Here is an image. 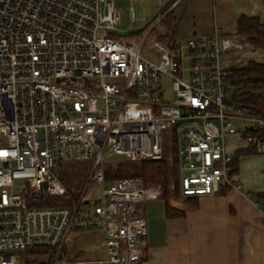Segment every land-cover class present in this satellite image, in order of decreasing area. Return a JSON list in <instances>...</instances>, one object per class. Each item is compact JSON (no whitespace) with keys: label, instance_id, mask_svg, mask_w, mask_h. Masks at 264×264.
I'll return each instance as SVG.
<instances>
[{"label":"built area","instance_id":"built-area-1","mask_svg":"<svg viewBox=\"0 0 264 264\" xmlns=\"http://www.w3.org/2000/svg\"><path fill=\"white\" fill-rule=\"evenodd\" d=\"M116 1L0 0V264L36 247L46 264H150L143 203L164 189L108 181L111 157L174 161L177 204L240 187L229 142L264 153V137L248 130H263L264 116L231 99L222 65L244 49L240 35L171 43L156 26L183 0L139 27L133 0L126 27ZM80 159L93 161L88 183L101 194L70 202L59 168ZM97 232L95 254L80 255L77 238Z\"/></svg>","mask_w":264,"mask_h":264},{"label":"crops","instance_id":"crops-1","mask_svg":"<svg viewBox=\"0 0 264 264\" xmlns=\"http://www.w3.org/2000/svg\"><path fill=\"white\" fill-rule=\"evenodd\" d=\"M173 1L160 3L159 9ZM173 15L175 40L219 29L233 34L238 33L242 17L264 22V0H183ZM244 147L229 149L234 154ZM239 156L233 179L240 187L224 185L214 195L172 203L185 211L182 216H167L162 198L143 203L148 231L144 245L150 264H264V198L259 197L264 194V153ZM101 239L100 232L83 234L76 246L82 256L93 255ZM85 247L92 250L86 252ZM99 251L103 254L102 248Z\"/></svg>","mask_w":264,"mask_h":264},{"label":"trees","instance_id":"trees-1","mask_svg":"<svg viewBox=\"0 0 264 264\" xmlns=\"http://www.w3.org/2000/svg\"><path fill=\"white\" fill-rule=\"evenodd\" d=\"M166 5L163 9H166ZM173 9L163 18L165 26L164 38L174 43ZM238 34L241 39L250 42L258 48H264V22L257 17H242L238 20ZM228 80L233 85L232 97L234 102L241 106L248 113L264 116V62L249 59L244 66L236 67L229 72ZM252 134L264 137V129H254ZM256 152L253 145L239 148L232 154V173H235L238 158L241 154ZM105 175L107 180L124 179L125 177H141L146 185L161 184L164 189L162 199L166 201V215L182 216L184 210H179L170 201L179 195L178 174L175 162L168 158L160 161L133 162L130 160L109 161L106 165ZM61 176V174H60ZM64 182L63 176H61ZM264 198V194L259 196ZM63 202H67L63 198ZM33 255H42L47 248L36 247L29 250ZM45 264V263H43Z\"/></svg>","mask_w":264,"mask_h":264},{"label":"rangeland","instance_id":"rangeland-1","mask_svg":"<svg viewBox=\"0 0 264 264\" xmlns=\"http://www.w3.org/2000/svg\"><path fill=\"white\" fill-rule=\"evenodd\" d=\"M133 5L136 10V15L139 17L133 25L139 27L142 23L143 17H146L148 21H152L156 14L159 12L160 3L165 4L166 0H133ZM117 7L121 8L124 17V27L130 24L129 8L132 5L130 0H117ZM123 27V28H124ZM165 26L161 21L160 24L156 26L158 32H164ZM243 41V40H242ZM244 42L243 50H234L233 52H228L222 55V65L225 70L229 72L236 67L244 66L249 59H255L259 62H264V48H258L252 45L250 42ZM168 98H172L173 94L169 93L166 95ZM250 121L241 120L236 121L237 127L240 130L244 129L245 125H249ZM232 140L234 137L229 136ZM229 139V140H231ZM229 148L234 146L233 143L229 142ZM122 157H111L109 161H120L123 160ZM93 161L89 159H80L78 161H69L59 168L61 176L64 178V184L69 190V201L73 200L79 201L83 197V201L95 200L101 194L100 184L88 183L89 173L91 171ZM59 174V176H60ZM85 191V194H83ZM179 196V195H178ZM174 199V198H172ZM172 199L170 200L172 202ZM182 202V201H181ZM20 253V263L19 264H43L44 258L39 255H33L32 252L26 251ZM80 253V252H79ZM81 255V253H80ZM46 264V263H45Z\"/></svg>","mask_w":264,"mask_h":264},{"label":"water","instance_id":"water-1","mask_svg":"<svg viewBox=\"0 0 264 264\" xmlns=\"http://www.w3.org/2000/svg\"><path fill=\"white\" fill-rule=\"evenodd\" d=\"M253 129H254V127H252V126L250 128H248V130H250V131L253 130Z\"/></svg>","mask_w":264,"mask_h":264}]
</instances>
